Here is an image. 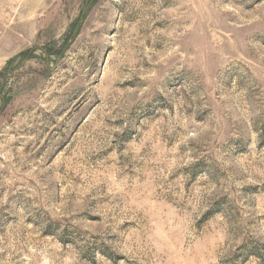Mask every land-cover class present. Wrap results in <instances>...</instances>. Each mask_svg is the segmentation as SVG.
I'll use <instances>...</instances> for the list:
<instances>
[{
  "label": "rangeland",
  "instance_id": "rangeland-1",
  "mask_svg": "<svg viewBox=\"0 0 264 264\" xmlns=\"http://www.w3.org/2000/svg\"><path fill=\"white\" fill-rule=\"evenodd\" d=\"M0 264H264V0H0Z\"/></svg>",
  "mask_w": 264,
  "mask_h": 264
}]
</instances>
